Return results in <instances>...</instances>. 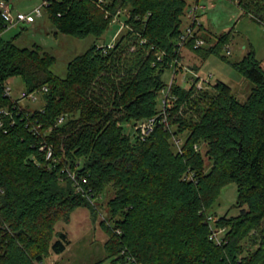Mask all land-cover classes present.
I'll list each match as a JSON object with an SVG mask.
<instances>
[{"label":"trees","instance_id":"trees-1","mask_svg":"<svg viewBox=\"0 0 264 264\" xmlns=\"http://www.w3.org/2000/svg\"><path fill=\"white\" fill-rule=\"evenodd\" d=\"M199 1L107 0L105 9L97 0H45L61 33L101 38L119 11L129 25L108 50L95 42L75 56L66 77L52 70L57 58L41 46L4 39L8 24L0 8V264H41L52 252L63 253L71 241L56 224L81 206L96 214L92 198L108 186L115 191L102 223L109 264H122L124 251L142 264H264V64L254 50L230 61L223 50L231 32L215 41L197 32L206 44L195 47L192 38L184 48L203 60L220 55L254 83L244 102L221 80L198 89L178 62L180 37L192 21L187 10ZM234 1L264 25V0ZM172 67L183 78H174L166 108L173 133L160 106L168 85L163 75ZM14 76L26 93H42L41 109L6 94L4 84ZM151 117L156 128L142 139L137 125ZM173 134L183 136L182 152ZM45 148H52V159ZM190 170L194 180L185 178ZM232 182L239 213L217 216L211 210ZM209 215L227 228L221 246L210 239Z\"/></svg>","mask_w":264,"mask_h":264},{"label":"rangeland","instance_id":"rangeland-1","mask_svg":"<svg viewBox=\"0 0 264 264\" xmlns=\"http://www.w3.org/2000/svg\"><path fill=\"white\" fill-rule=\"evenodd\" d=\"M5 1L11 4L13 14L16 15L19 12L34 14L35 20L31 23L19 22L17 25H10L2 34L4 39L14 38L19 47L32 48L39 45L52 53L57 58L52 70L61 77L67 76L69 62L75 56L86 52L95 42L99 45H108L112 42L114 34L120 26L112 23L111 28L98 39L94 35L78 38L58 32L45 12L43 6L45 0ZM199 4H205L206 8L203 9V7L198 12L200 23L205 25V29H200L201 26L197 27L198 34L202 33L210 40L215 41L216 35L220 36L231 32V39L223 50V54L228 55L230 61L241 60L249 51L254 50L256 57L264 64V25L262 23L245 14L234 0H200ZM38 7H41V15L35 13ZM191 23V20H187L185 27ZM227 46L231 50V54L227 53ZM182 53L184 57L181 62L184 66L198 65L202 75L213 74L211 83L215 84L221 80L232 87L240 101L244 102L248 98L254 83L239 73L228 60L217 54H212L203 60L187 48H183ZM174 76L173 68H171L165 72L163 78L169 85ZM176 76L179 80H183L182 74H176ZM9 83L13 88L11 95L19 99L25 107L34 111L44 106L45 101L41 92L37 93V100L21 97L22 92L26 91V85L20 76L10 78ZM160 106L162 108V103ZM124 127L127 133L134 134L135 129L130 124L125 123ZM200 147L203 150L204 146L200 145ZM114 193L112 186H108L106 191L97 195L98 197L92 198V206L96 209V214L92 213L90 207L81 206L71 213L68 222L59 221L56 224L57 231L67 232L71 242L63 253L52 252L44 258L41 264H93L102 260H105L104 264H109L110 260H106L108 253L105 249L109 236L102 223L108 220V201L114 196ZM237 197V184L232 182L225 185L211 212L217 216L226 213L229 216L237 215L239 208L234 206Z\"/></svg>","mask_w":264,"mask_h":264},{"label":"built area","instance_id":"built-area-1","mask_svg":"<svg viewBox=\"0 0 264 264\" xmlns=\"http://www.w3.org/2000/svg\"><path fill=\"white\" fill-rule=\"evenodd\" d=\"M97 2L103 7H104V4L107 2V0H97ZM46 4V2H45ZM44 4V5H45ZM43 5V6H44ZM0 8L2 9V14L4 16V18L6 19L7 21V26L9 27L10 25L13 26V25H17L19 22H28V23H31L35 20V16L34 14H25V13H21L19 12L18 14H13L12 12V6L10 3L6 2L5 0H0ZM203 8V6H201L199 3L198 4H194V5H191L188 10H187V13L189 15V17L192 18V23L191 25H188L185 27L181 37H180V46H181V49L184 48L185 46V43L187 41H189L190 39L192 38H195V44L194 46L195 47H200V46H204L206 44V41L203 39V38H200V37H196L197 35V27L200 25V21L198 19V12L199 10ZM106 9V8H105ZM35 13L37 15H41L42 12H41V7H38L36 10H35ZM123 12L122 11H119L114 17H113V22L112 23H116V24H119V28L116 32V34L114 35V38H113V41L110 42L108 45H101V46H104L105 47V51L108 50V48H111L118 35L122 32V30L124 28H127L129 27V25L127 24L126 20L123 18ZM107 15H110L109 11H107ZM195 21H197V23H195ZM194 23H195V26H194ZM197 24V25H196ZM227 53L228 54H231V50L229 49V47L227 46ZM157 56L159 58H162L163 56V52H157ZM179 64H182L183 63L181 61L178 62ZM184 66V65H183ZM173 68V71H174V75L176 76V68L175 67H172ZM184 69L186 71H190L193 73V81H195L196 85H197V88L199 89H202V88H207L210 86L211 84V79H212V76L213 74L210 73V74H206V75H202L200 73V71H195L193 69H190L189 66H184ZM174 76V78H175ZM174 80V79H173ZM173 80L169 83L168 86H166L162 92H161V95H162V98H161V103H162V114L164 115L163 116V123L165 124L164 126L169 129L172 133H173V126L170 125V123L168 122V111L166 110L167 106H168V100H170L173 95L170 93V90H171V87H172V84H173ZM4 88H5V92L6 94L10 95L12 98H14L11 93H12V86L10 85L9 83V80L6 81V83L4 84ZM44 90L46 91L47 88H44ZM38 92H32V93H26V91L22 92V98L23 97H29L30 99L32 100H37L38 99V95H37ZM16 99V98H14ZM20 102V100H19ZM21 104V102H20ZM24 106V105H23ZM2 112L5 114V115H8V116H12V112L9 108H3L2 109ZM65 116H61L60 119H59V122H64L65 121ZM156 125H157V117H151L149 119H147L146 121H143V122H140L138 125H137V130H138V133L140 135V137L142 139H145L148 135H150L156 128ZM171 142L175 148V150L177 152H182L183 151V143H184V138L182 135H177V134H173L172 136V139H171ZM46 151H47V156L46 158L47 159H52L53 157V150L52 148H45ZM195 149L196 151H199L201 150V147L199 144H196L195 145ZM194 172H192L191 170L187 172L185 178L186 179H190V180H194ZM73 179L76 180V183H77V188L79 190H83V187H82V184L80 182V178H77L75 174L72 175ZM84 182H87V179L84 177ZM3 190L0 189V195L3 194ZM0 204H1V197H0ZM219 217H216L214 215H209L208 216V221L210 223V239L213 240L217 245H223L224 243L227 242V238H226V231H227V228L225 226H218L216 224V220H218ZM119 232V231H118ZM123 254H126L125 255V261L122 263V264H142L141 262H139L135 256H133L132 254H127L126 251L123 252Z\"/></svg>","mask_w":264,"mask_h":264},{"label":"crops","instance_id":"crops-1","mask_svg":"<svg viewBox=\"0 0 264 264\" xmlns=\"http://www.w3.org/2000/svg\"><path fill=\"white\" fill-rule=\"evenodd\" d=\"M202 6L204 7L203 9H205L206 8V5L205 4H202ZM202 23V22H201ZM203 24V23H202ZM204 25V24H203ZM205 26V25H204ZM114 38V37H113Z\"/></svg>","mask_w":264,"mask_h":264}]
</instances>
